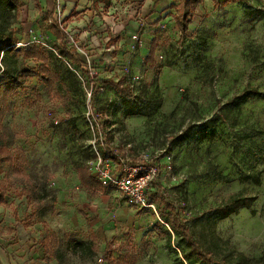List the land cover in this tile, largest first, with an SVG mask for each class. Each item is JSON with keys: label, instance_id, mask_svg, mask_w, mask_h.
Masks as SVG:
<instances>
[{"label": "rangeland", "instance_id": "rangeland-1", "mask_svg": "<svg viewBox=\"0 0 264 264\" xmlns=\"http://www.w3.org/2000/svg\"><path fill=\"white\" fill-rule=\"evenodd\" d=\"M75 1L20 0L18 18L0 8V23H10L18 41L46 43L32 45L66 79V87H49L29 76L8 100L0 131L9 149H24L21 170L40 180L48 206L32 214L14 176L0 206L3 248L17 264H126L129 257L134 264H206L191 250L184 224L217 260L264 264V0L221 6L205 0L186 36L174 19L176 0H162V10H147L152 3L145 0ZM53 9L82 65L59 56L49 29ZM73 9L76 15L63 22ZM153 40L155 67L148 60ZM2 58L0 69L12 75L42 63L24 51ZM89 108L99 126L90 125ZM99 131L106 139L97 147L113 165L139 162L149 152L164 177V162L171 161L178 181L159 195L150 190L161 219L127 205L114 189L80 182L78 168L87 167L89 141ZM3 170L0 179L12 172L8 164ZM233 197L249 204L224 215L218 209ZM172 217L173 232L163 222Z\"/></svg>", "mask_w": 264, "mask_h": 264}, {"label": "trees", "instance_id": "trees-1", "mask_svg": "<svg viewBox=\"0 0 264 264\" xmlns=\"http://www.w3.org/2000/svg\"><path fill=\"white\" fill-rule=\"evenodd\" d=\"M105 5L110 4V0H103ZM178 3L172 4L171 6L175 8V22L181 32L182 36H186L187 31L189 30V25L192 22L194 17L195 9L201 5L205 0H176ZM216 6H221L225 4H229L237 1H246V0H212ZM20 0H0V8L2 13L9 9L14 10V15L18 18V14L20 12ZM54 9L52 11V15H50L53 19L49 24L50 31L57 37L60 42V50L59 54L61 56H72V58L80 63L81 61L80 55L77 50L72 49L67 46V39L69 37V31L67 27H64L61 21L56 19L53 14ZM76 15V11L73 9L69 13L67 17L64 18V21H68L72 16ZM5 22L6 18H2ZM18 42V38L14 35V30L11 28V24L0 23V56L3 54L2 60L5 57H8L10 54H18L21 51H24L25 54L29 57H34L40 60L42 63L35 68L33 67H22L19 73L16 75H12L10 71H3V76L0 77V126L2 125V121L4 116L7 113V103L9 98L16 93L18 88H23L29 76H36L39 80L44 82L46 86L52 87L55 86L56 83H61L62 87H66V79L63 78L62 71L53 66L49 65V57L47 53L43 50H40L36 46L32 44L25 47V49H16L14 47L15 43ZM156 48L157 42L153 40L151 42V49L148 56V60L150 64L155 67L156 66ZM53 57V54L48 53ZM63 66V65H62ZM63 68V67H62ZM66 71H70L69 68L66 67ZM115 89L120 93L126 96H132L130 90L124 89L121 87L120 82H112ZM3 126L1 128L0 134V173H4L3 165L8 164L10 168H12L11 174L5 173L3 178L0 179V206H2L6 201V196L8 194V186L14 183V176L19 178L23 185V195L31 202L32 214L36 213H45L46 208L48 206V201H46V197L41 195V182L40 180L31 173H27L22 171L21 168L24 166L26 162L25 151L22 147H15V150H11L8 147V137L5 132L2 131ZM132 164H136L137 161L133 160ZM78 175L80 182L87 188L92 189H100V184L90 175L87 167L81 166L78 168ZM254 181L256 184H260L261 179L259 176L254 177ZM249 202L245 199H241L239 197H233L228 203L220 207L218 210L223 212L224 215L234 212L240 206L248 205ZM169 206H171L173 215H176V210L178 207L174 204V202L169 201ZM173 220L170 221L176 226L177 218L172 217ZM182 227V232L184 237H186L187 242L193 252H196L198 257L206 264H228L225 259L217 260L214 255L209 251H204L200 248V245L196 240L193 239L191 234L189 233L188 227L184 224L180 225ZM110 264H115V261L110 260ZM134 257H129L127 259L126 264H134Z\"/></svg>", "mask_w": 264, "mask_h": 264}, {"label": "built area", "instance_id": "built-area-1", "mask_svg": "<svg viewBox=\"0 0 264 264\" xmlns=\"http://www.w3.org/2000/svg\"><path fill=\"white\" fill-rule=\"evenodd\" d=\"M49 22L51 23V20ZM38 42L47 46L44 42L32 39L30 41H18L14 47L20 49ZM54 51L56 52V50ZM56 54L59 55L57 52ZM3 71L4 68L2 67L0 69V77L3 76ZM91 95L92 91H89V98H91ZM87 117L90 125L93 126L96 119L94 118L93 123L91 118L93 117V112L90 108ZM94 126H99V124L95 123ZM103 135L102 131L94 132L92 139L89 141V145L92 146V157L87 165L90 175L100 184L103 191L114 189L122 194L127 205L138 208H150L161 219L155 199L150 196V190L154 191L156 189L155 193L159 195L162 189L170 190L178 181V176L174 173L171 161L164 162L162 169L165 172L164 177L161 175V162H155L149 152L143 153L136 164H132V161L129 162L127 160L122 161V165L119 163L113 165L110 159L103 154V151L97 147L100 144L104 145V139L106 138ZM173 156L174 154L171 155L170 159ZM163 222L173 232L170 223ZM102 260L103 258L101 257L100 261Z\"/></svg>", "mask_w": 264, "mask_h": 264}, {"label": "crops", "instance_id": "crops-1", "mask_svg": "<svg viewBox=\"0 0 264 264\" xmlns=\"http://www.w3.org/2000/svg\"><path fill=\"white\" fill-rule=\"evenodd\" d=\"M85 1V0H82ZM132 1H142V0H132ZM162 0H145V6L150 2L152 3L151 5H147V10H162L164 5H160ZM80 2V0H76L75 4ZM88 2V0H87ZM147 3V4H146ZM156 3V5L154 6V4ZM146 10V12H147ZM0 264H17L16 261H14V259L12 258V256L10 255L9 251L5 250L0 242Z\"/></svg>", "mask_w": 264, "mask_h": 264}]
</instances>
